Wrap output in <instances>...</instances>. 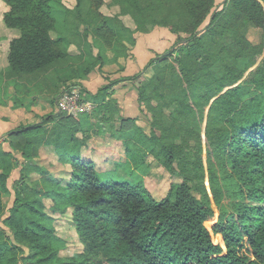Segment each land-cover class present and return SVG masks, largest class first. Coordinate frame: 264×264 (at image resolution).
<instances>
[{
  "label": "trees",
  "instance_id": "trees-1",
  "mask_svg": "<svg viewBox=\"0 0 264 264\" xmlns=\"http://www.w3.org/2000/svg\"><path fill=\"white\" fill-rule=\"evenodd\" d=\"M0 1L5 28L18 34L0 70V104L14 108L25 97L54 105L91 72L102 74L107 51L129 57L124 39L134 45L163 31L175 39L164 59L132 76L103 74L108 83L93 96L106 101L115 84L149 72L138 101L150 134L116 118L113 101L92 112L96 126L51 113L44 125L16 130L12 153L0 151V264H264V0H224L214 13L216 0H111L115 16L102 13L104 0H75L72 8L64 0ZM251 26L262 31L259 44L245 33ZM109 122L124 157L100 171L84 151L94 137L104 139ZM41 148L64 170L42 164ZM19 166L3 219L7 182ZM156 168L176 179L161 200L145 180ZM59 218L74 228L82 251L61 254L67 243L57 234Z\"/></svg>",
  "mask_w": 264,
  "mask_h": 264
},
{
  "label": "rangeland",
  "instance_id": "rangeland-1",
  "mask_svg": "<svg viewBox=\"0 0 264 264\" xmlns=\"http://www.w3.org/2000/svg\"><path fill=\"white\" fill-rule=\"evenodd\" d=\"M64 2L70 8L74 7V5L76 4L75 0H64ZM104 2H105V5L101 8V11L103 14H105L107 16H115L118 14L119 9L115 6L114 7L112 6L111 0H104ZM223 2H224V0H216V6H215V9L213 10V13L221 10ZM7 10H8L7 6L5 4H3V2L0 1V68L4 67L6 64H8L7 56H8L9 41L18 35L17 32L10 31L9 29L7 30V28H5V26H4L2 18H3L4 12H6ZM211 17H212V15H210L208 17V19L206 20V22L204 23L202 28H205L209 24ZM124 20H125L124 21L125 24L128 27L130 26L131 30L136 29V25L130 17H126V18H124ZM245 31H246L245 33H246L247 37L252 41V43L259 44L262 41L261 40L262 31L261 30L256 29L255 27L251 26L248 29H246ZM170 36H171L170 38L172 40V41L170 40V42H169L170 45L168 44L166 46L167 48H162V50H160L162 53H160V52L157 53V55L153 57L154 59L159 58V56H161L160 58L164 59L163 55L167 51L172 50L171 43L174 42L175 39H174V36L172 34H170ZM92 41H93V39L90 37L89 42H92ZM126 44L128 45L129 43L127 42V39H124V45L126 46ZM141 45H142V43H141ZM178 48H180V47H178ZM96 49L97 48L95 47L93 52L95 54H98V49L97 50ZM71 50H72V52L76 53V50L74 49V47H72ZM111 53H113V55H114L113 51ZM125 53L126 52L122 53V57L124 59L123 60L124 66L128 63V61L126 62L125 57H124ZM105 56H106V61H104L102 74H98V72L93 71L86 78V80L91 81V83H90L91 86H90V88L88 87L91 91L93 90L94 92H96V90L99 89V87L101 89L102 85H106L108 83V81L104 79L103 74L111 76V79L113 80V79H117V78H123L124 76H132V75L137 73L136 70H132V69H130L129 71H126L125 67L122 70H119V69L115 70L117 68V66H119L118 64H116L117 60L119 58L113 59L114 61L112 60L110 62L108 55H105ZM87 62H88V60H86L85 66L88 65ZM108 65H110V66H108ZM139 65H141V63H139ZM120 67H122V66H120ZM149 74H150L149 72L144 73V75L142 77H140L138 80H136L135 82L128 81V80L127 81L121 80L120 82H118L117 84L114 85V88H117V89H115V92L117 90L118 91L120 90V92L123 94L122 96H119L117 93H115L114 94L115 97H119L117 99L124 101V103L127 104V105L122 104V106H124V108L120 107L121 110L119 111V113L117 115L121 114V116H123V118H125V119L130 118V119L135 120L136 123L147 134L151 133L152 127H151V123H150L149 118H148V114L146 112L142 111L143 107L141 108V106L139 104L138 87L147 83L145 80L148 78V76H150ZM84 85L87 86V83L83 84V86H81V87L82 88L85 87ZM81 87L78 86V89H77L81 93V96H82L81 102L88 104L87 100L89 98L84 93V91L81 90L82 89ZM11 88L14 90L13 86ZM74 91H75L74 89L70 90V91L66 90L64 94H67V93L72 94V92H74ZM63 95H61V96H63ZM10 96H11V94H10ZM40 98H42V97H40ZM43 98H45V97H43ZM61 98L62 97H60L59 102H60ZM59 102H58V110L55 113L56 119H59L60 118L59 116H69L71 114L72 116H75L77 120H80L82 122L83 127L86 126V128H87V127L96 126L99 124L100 120H99L98 116L92 117V112L96 110L95 106H97V105L92 104L91 105L92 107L90 110H84V111H79L78 108L77 109L70 108L72 113L69 112L70 113L69 114L67 110L65 111L64 108L61 107ZM99 102L102 103L103 101H99ZM40 104L41 103H39V105ZM40 112L43 113L44 111L40 108ZM86 114H88L89 116L88 115L86 116ZM104 126H105V133L103 135H101L104 139H102L100 137H94L90 142H88L89 143V149L84 151V157L91 158L92 160H94L97 164V168L100 171H104L108 167L110 162H116L119 160L121 161V160H123V157H124L123 147L121 145V142L114 139V137L111 136V129H112L113 123L109 122V123L104 124ZM118 136L120 137L121 134L115 133V137L118 138ZM40 159H41L40 160L41 163L44 164L45 166H47L50 169V171H52L54 174H59L62 170H64L63 166L56 164V163L54 164L50 155H43L42 158H40ZM16 169L19 170V171H17L18 175L16 177L12 176L11 178H9V180L7 182V185H8L9 190L11 191V194L6 195L4 198L5 205H6V212L2 216L3 219H5L9 216V210L12 208L14 201H15V185L21 176L20 167H17ZM67 171H69V169H67ZM14 173H13V175H14ZM118 175L121 178H124L125 180H129V181L133 180L130 176L123 174V171L118 172ZM145 180H146L147 188L150 190L152 196L156 200H161L167 194L171 183L174 181L176 182V179L169 176L168 173H164L162 168H156L155 170H152L151 173L145 177ZM179 182H180V180H179ZM55 226H56L57 234L59 235V237L64 239L67 243V248H65L61 253L63 256H65V257L72 256L73 254L78 253V252L83 250V245L81 243H79V240H78V237H77V234H76L74 228L70 225L69 221L66 218H59L56 221Z\"/></svg>",
  "mask_w": 264,
  "mask_h": 264
},
{
  "label": "crops",
  "instance_id": "crops-1",
  "mask_svg": "<svg viewBox=\"0 0 264 264\" xmlns=\"http://www.w3.org/2000/svg\"><path fill=\"white\" fill-rule=\"evenodd\" d=\"M170 37L171 36L167 31H163L159 33L155 32V33H151V35H149L146 40L144 38H138L134 45L126 44V47L129 48V50H131L130 56L125 57V60L126 62L128 61V63L124 66L123 64L124 59L121 55L122 58L119 57L116 63L119 66H117L115 70H118V69L122 70L125 67L126 71H129L130 69H132V70H136V72L138 71L140 72L142 68L145 66V64L148 63L149 60H151L154 56H156L157 53L159 52L162 53L160 51L162 50V48H167L166 46L168 44L170 45L169 43L171 40ZM111 52L112 51L109 50L106 53V55H108L109 57L110 62L114 58V55ZM139 63H141V65H139ZM7 66L8 64L0 68V70L5 69ZM86 83H87V86L85 85L84 86L88 94L85 92L84 93L89 98L87 100L88 103H90L91 105L95 104L98 106L99 104H101V102L97 101L95 97L94 99L93 96H96L98 94L100 87L99 89L96 90V92H94L93 90L91 91L89 89L91 86L90 85L91 81L85 80L83 82V84H86ZM115 89L117 88L112 87L111 89L112 91L111 90L109 91L108 95L106 96V101H103L102 104H104L105 102L113 101L117 103L116 105L118 106L119 110H121L120 107L124 108L122 104H125V105L127 104L124 103V101L117 99L119 97H115L114 95L115 93H117L119 96L123 95L120 92V90L119 91L117 90L115 92ZM10 94L11 95L14 94V90L12 88L9 89V95ZM39 103L41 104L39 105ZM40 108L44 111L43 113L40 112ZM57 110H58V101L54 103V105H52L48 98H43V97L39 99H31L29 97H25L23 106L19 108H14L12 102H9L8 105L0 104V151H3L5 153H12L10 142L13 136L16 134V130H18L20 127H28V126L39 124V123L44 125L45 124L44 116L51 114V113H56ZM120 116L121 114L117 115L116 118H119ZM40 155H41V158L43 155H50L51 157H55L53 153L50 152V149H47V148H41ZM16 158L21 160L22 163H24V159L22 158L21 154H16ZM17 171L19 170L15 169L11 173L10 178L12 176L16 177L18 175Z\"/></svg>",
  "mask_w": 264,
  "mask_h": 264
},
{
  "label": "built area",
  "instance_id": "built-area-1",
  "mask_svg": "<svg viewBox=\"0 0 264 264\" xmlns=\"http://www.w3.org/2000/svg\"><path fill=\"white\" fill-rule=\"evenodd\" d=\"M77 89L78 88H75L74 89L75 91L72 92V94H70V93L64 94L63 93L64 95L62 94L63 96H61L62 98H61L60 102L58 101L59 104L61 105V107L64 108L65 111L67 110L68 113L69 112L72 113L70 108H74V109L78 108L79 111H84V110H90L92 107L90 103L87 104V103L81 102L82 96H81V93Z\"/></svg>",
  "mask_w": 264,
  "mask_h": 264
}]
</instances>
